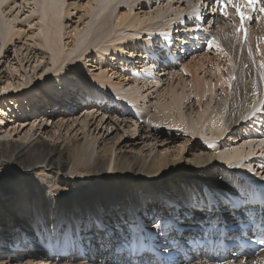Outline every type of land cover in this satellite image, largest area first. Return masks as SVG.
<instances>
[{"label": "bare ground", "instance_id": "bare-ground-1", "mask_svg": "<svg viewBox=\"0 0 264 264\" xmlns=\"http://www.w3.org/2000/svg\"><path fill=\"white\" fill-rule=\"evenodd\" d=\"M33 1H36L37 9L35 13L36 16L32 18L35 19L31 22L32 25L35 26V28H33L34 32L32 37L36 39L37 44L46 47L52 59H55L61 55L62 51L61 25L63 23L60 17H62L64 13L63 7L66 0ZM5 2L6 0H0V5ZM121 2L122 0H117L115 3H113L112 0H93L92 6L84 8L85 14L83 15L86 17L92 16V18L88 22H84V26L86 27H82L83 30L80 35L76 32L77 25H74L72 29L73 36L71 37L72 48L78 50L85 45V50L92 49L98 63L101 65V69L93 73L90 69L84 67L82 61H73L70 71L76 77L79 76L78 74H80L81 77L85 76L94 90L98 89L96 86H100L108 92V97L115 98L116 101L118 99L122 100L124 106H128L126 104L128 103L129 107L131 105L132 108L137 111H135L137 116L144 117L141 113L145 112V107L140 103H144L145 95H143L141 91L145 83L141 85L135 84L133 86L130 84L124 87L122 71H120V73L116 72L118 71L117 65L120 64L121 66L118 68H122L123 70H125V68L131 69L133 71V79L136 80L141 77H146L150 79L148 84H151V86L157 85L159 83L157 80L158 74L156 75L153 72L154 68L152 64L153 66L159 64L161 65L160 68L163 69L165 66H173V64L165 58L167 54L161 50L162 45H160V42L169 45L171 48L170 52H173L172 56L175 55L176 50H174L173 46L175 44L171 43L169 33H164L165 30L169 31L174 25V22L172 23L173 25L170 23L167 29L151 30L152 32H149L150 35L152 34L151 36H147L140 40L139 27L141 23L144 22L143 18L146 13L143 14L142 17L138 13L131 14L120 4ZM117 4L121 7H119L113 15L114 28L112 29V31H115L116 35L104 40L105 37L112 32L105 26V19L110 15L111 8L115 7ZM188 18L194 19V16L192 15V17L190 16ZM208 21L213 25L215 23L216 27H220L224 24V19L218 15L216 18H211ZM179 22H182V20ZM196 23H199L198 20ZM119 28L128 29L131 30V32L129 33V31H127V33L125 32V35H123L124 33L120 34V32H117L120 30ZM227 28L229 27L227 26ZM227 28L218 31V33L214 35V39L221 45V49L216 51V55L213 58L214 60H210L208 70L211 77L200 75V69L203 67L202 63L195 62L193 61L194 59L189 62L184 61L181 65L187 76L184 77L181 73L176 72L169 73L171 81H173L172 79L175 77L177 82L174 85L168 82L167 86L164 87L166 90L163 93L166 94L167 97L155 102V117L152 116V119L149 118L152 124L153 122L154 124L152 125L149 121V123H144L145 126H139V129L143 130L144 138L148 137L155 140L158 136L162 137L161 139L164 140H161V145H169V143L174 140L175 135H185L186 140L183 151L185 149L187 152L189 151L190 157L188 161L184 162L182 165H179L178 161L180 160L168 159V156L161 155L160 153L152 155L146 163V156L138 158L130 151L127 152V150H125L123 153H120V150L118 151L119 153H116L114 149L113 166L111 167L113 171L108 172L107 169L109 168L110 162L107 161L111 160L110 155L112 154V150H98L92 163L89 164L90 148L87 140L80 143L76 142V139H70L62 147L56 143L57 141L50 144L39 135L29 138L28 141L0 142V158L16 160L17 164H21L26 168L38 167V164L41 163L40 171L37 172L36 175L45 178L43 184H37L33 182L31 178L22 175L16 168H8L0 175V255L11 258V264H56L55 260L48 258L51 256V252L41 244L33 242L31 246H25L19 243L14 245L12 242L14 232H25L28 235L32 234L33 225L30 218V209L55 208L66 216L83 215L101 211L99 210L100 207L103 208L102 211L110 212L116 205L123 201L130 200L126 199L124 196L122 197L121 195L118 196L115 194L119 188L130 194L132 190L141 188L166 191L177 184H206L216 191L227 193L230 191V188L227 184L221 183L220 179L217 177L218 173L227 178L243 180L240 175L233 172L232 169L223 166L221 162H237L242 155V151H244V145L235 147L229 152L226 151L225 153L213 156L211 151L217 148L216 144L218 141L212 142L211 140L200 138L203 133H210L211 137L218 140L221 136L227 135L228 131L231 132V127L235 130L238 129L236 126L241 123H244L243 127L245 128V134L249 127V129H251L249 130V134L252 138H260L261 136L259 135L261 129L259 130L257 126L254 127L251 125L253 117L251 111L252 107L257 108V105H260L262 101L264 109V79L261 78L263 70L259 65L264 61V33L261 31L257 32L255 36L252 34L249 35L244 45H242L241 37L238 36L235 38V33L231 32V30H227ZM232 29H234V27H232ZM195 31L196 30H192L191 32L195 33ZM194 33L192 35H194ZM16 34H18V32L14 30L13 25H7L2 17H0V38L2 41L4 43L10 42ZM190 35V32H186L187 38ZM200 35H202L201 37L205 36L204 33ZM180 36H183V38H181L182 40L185 39L184 35H179V38ZM118 39L122 41H118ZM251 39L257 42V47L260 51L256 58L257 61H253L251 56V48L249 46V41ZM142 41L148 42L143 46L144 49L142 48L143 50L141 49V52L139 49L136 50L135 46L137 47L138 44L140 45ZM231 46L241 51L239 54L240 60L236 66L233 59L234 57L237 59V53H235V56L229 51ZM129 49H133L131 53L128 52ZM136 52H139L141 55L139 54L140 57L133 62H138L145 58V62L137 66L143 69H139L135 65L132 66L131 61L133 60V56L137 54ZM156 56L160 57L162 61H160L161 59H156ZM232 56L234 57L232 58ZM35 57L36 53L31 50L27 51L23 56L25 63L29 61L30 63L33 62ZM87 57H89V55ZM192 57L193 56H191V58ZM113 58L116 60L119 59V64L117 63L116 66L115 63H113ZM177 59L181 58L177 57ZM106 60H109L108 64L105 63ZM200 60L202 59L200 58L198 61ZM37 61L36 59V62ZM146 63H148V66H146ZM84 71H86V73H84ZM62 74L63 72H60V75ZM233 74H236V79L234 80H232L231 77ZM114 76H120V78L114 80V78H116ZM167 81L169 80L167 79ZM177 86L180 87L177 88ZM230 86L231 91L228 99L227 92ZM60 90L62 89H59V91ZM218 90L219 94H221V99L216 98ZM93 92L90 90L87 92L86 90L84 94L89 93L88 97L93 96V99L101 101L104 100V97L106 98L104 91H100L101 93L99 92L96 94L97 96L94 95ZM190 102H192V105H190ZM98 109H94L95 111L93 113L97 114L96 112ZM93 113L90 115H93ZM245 113H247L246 117ZM192 114L193 116H191ZM256 115L257 118H255L256 116L253 118L258 120V122H264V113L259 112ZM87 125L90 126V122H88ZM157 125L160 127H157ZM252 131H254V133ZM111 133L112 131L107 134ZM241 134L242 133L236 134V136L234 134V136L231 137L236 141L240 140L242 137L243 139L246 138L250 140L247 138L248 135L244 136V134ZM187 142H190L189 145L187 144L188 147H186ZM251 142L246 143L245 146L251 147ZM223 145L227 146L226 141L222 146ZM68 162L71 163L72 171L69 172V175H66L65 169ZM46 167L55 174L53 177L54 180L51 179L52 175H50L51 177L48 175L50 174L49 172H45L44 169ZM53 169L62 171L64 175H57ZM81 171L84 172L81 173ZM158 174L159 178L153 179ZM77 179L79 181H75ZM123 179H126L125 181L127 183L124 184ZM149 179H153V181L148 182ZM253 185L259 187L258 185ZM49 187L62 189L56 199L51 202L46 199V193ZM224 215L226 222L233 219V217L229 216L227 213ZM199 219L200 218L197 217V221ZM187 223L188 222H185L180 226L183 232H186ZM189 223L190 225L193 224L192 227H197L198 224L196 221ZM235 223L236 221L231 223V230L233 232L237 230ZM109 226H111V224ZM79 254L83 255V250ZM89 254L94 255L95 249H91ZM197 255L199 256L198 260H194L196 258L191 257V255L183 256L185 264H241L243 259L247 264H264V251L259 252L256 257L250 260L242 256H239V259H235L234 256H232L233 253L231 255V251L223 261L214 260L210 257L208 258L204 256V253L192 254V256ZM65 264H68V262H65ZM77 264H84V261H78Z\"/></svg>", "mask_w": 264, "mask_h": 264}, {"label": "rangeland", "instance_id": "rangeland-1", "mask_svg": "<svg viewBox=\"0 0 264 264\" xmlns=\"http://www.w3.org/2000/svg\"><path fill=\"white\" fill-rule=\"evenodd\" d=\"M112 1L113 3H115V1L117 0ZM208 2V0H122V2L120 3L125 7V10H127L131 14L138 13L142 17V15L146 13L145 17L143 18L144 22L141 23L139 27L140 40L144 39L147 36H151L152 34L150 35L149 32H152L155 29H167L168 25L174 22V25L172 24L173 26L169 29V31L165 30L164 33H169L171 43L175 44L174 50H176L178 54H175L176 58L180 56V58L182 59H177L175 62L169 61L173 64V66H165L164 69L160 68L161 65L159 64L154 66L152 64V67L154 68L153 72L156 75L158 74L157 80L159 81V83L157 85L151 86V84H148L150 79L141 77L140 79L135 80L133 79V71L131 69L125 68V70H123L122 68H118L121 66L118 63L119 59L116 60L113 58V63H115V66L117 63L119 64L117 65L118 71L116 72L120 73V71H122V77L124 78V87H127L130 84L133 86L135 84L141 85L145 83V86L141 91L142 94L145 95L144 103H140L144 105L145 112L141 113L144 115V117H139L135 113L136 110L132 108L131 105V108L129 107L128 103H126L128 106H124L122 100L118 99L119 101L117 100V102L115 98L108 97V92L102 89L100 86H96L98 89L95 88L99 91L94 90L93 87H91V84L86 80L87 78L85 76L84 78L81 77L80 74H78L79 76L76 77L70 71L73 61H82L84 67H87V69H90L93 73H95L96 71L98 72L101 69V65L98 63V60L95 57V53L92 52V49L85 50L84 45L83 48L75 50L72 48L71 40V37L73 36L72 29L74 28V25H77L76 32L78 33V35H80L83 30L82 27L85 24L84 22H88L92 18V16L86 17L83 14H85L84 8L92 6L93 0L65 1L63 7L64 13L62 14V17H60L63 23L61 25V44H63L61 47L62 51L61 55L56 57L55 59H52V57L50 56V52L46 47H42L37 44L36 39L32 37V34L34 32L33 28H35V26H33L31 22L35 19L32 18L36 16V1L6 0L4 4L0 5V17H2L7 25H13L14 30L17 31L18 34L14 35L12 41L10 42L4 43L0 38V142L28 141L29 138L39 135L40 137H42V139L46 140V142L50 144L54 141H57L56 143H58V145L62 147L70 139H76V142L80 143H83L85 140H87L89 142L90 148V158L88 159L89 164L92 163L93 158L98 150H112V154L110 155L111 160L107 161L110 162L109 168L113 166L112 162L114 149L116 150V153H119L118 151L120 150V153H123V151L125 150H127V152L130 151L138 158H140L141 156H146V163L152 155L158 153L168 156V159H174L176 161L180 160L178 161L179 165H182L184 162L188 161L190 157L189 151L187 152L186 149L183 151V146L186 140L185 135H175L176 138L174 137V140L170 142L172 144L169 143V145H161V140H164L161 139L162 137L158 136V138L155 140L148 137L144 138L143 130H140L139 126H145L144 123H149V121L152 124V121L149 120V118H151L152 116L155 117V102L159 99L167 97V95L163 93L166 90L164 87L167 86L168 82L172 85L176 84L177 79L174 77L172 79L173 81H171L169 73L176 72L181 73L184 77L187 76V74L183 71L181 65L184 61L189 62L194 59L193 61L202 63L203 67L200 69V75L211 77L208 70V67L210 66V60H214L213 58L216 55V51H218V49H221V45L214 39V35L217 34L218 31L226 29L227 26L231 28H227V30H231V32L233 33L235 32L234 29H232V27H230L229 25H226V23L222 24V26L220 27H216L215 23L214 25L209 23L208 20H210L211 18H216L217 15H215L213 11H210ZM119 7H121L119 6V4L115 5V7L113 8H111L110 6V8L112 9L111 13L105 19V26L108 27V30L112 31V29L114 28L113 15ZM192 15L194 16V19H189L188 17H192ZM181 20L182 22H179ZM184 20H190L191 23L187 24L188 27L181 25L183 24ZM197 20L199 23H196ZM29 24H31L32 27H29ZM85 27L86 26H84V28ZM194 27H197L196 30L198 31L196 32L199 33L197 38L195 37V34L192 35L194 32H191L192 28L195 29ZM260 30L264 32L263 29ZM127 31H129V33L131 32V30H125L124 28L118 30L117 32H120V34L124 33L123 35H125V32L127 33ZM186 32H190L191 34L190 36H188V38L186 36ZM206 32L209 35H213L211 46L212 50L207 53L198 47H195L194 49V46L197 45L196 42L193 43V45H191L190 43L191 40L194 41L196 39L198 40L197 42H199V39L202 38V35L200 34L204 33V35H207ZM257 32L260 31L252 30L248 34V37L251 34L255 36ZM114 35H116V33L115 31H112L105 37L104 40H107ZM179 35H184L185 39L182 40L181 38L183 36H180L179 38ZM181 40L182 42H180ZM118 41L122 40L118 39ZM147 42L148 41H142L140 45H137L138 48L135 46V49H144L143 46ZM255 42L256 41L252 39L249 41L253 61H257L256 58L260 53V51L257 50V42ZM179 43L180 45H183L182 48H180ZM242 45H244V43H242ZM178 48L179 50H177ZM29 50L36 53V57L34 58L33 62L30 63L29 61L25 63L23 56ZM132 50L133 49H129L128 52L131 53ZM229 51L233 55L237 53V59L232 56V58L234 57L233 61L235 62L236 66L240 60L239 54L241 51H238L234 46H231ZM136 53L137 54L133 56V60L131 62L132 66L135 65L137 67L140 66V64L142 65V62H145V58H143L141 61L133 62L141 55L139 52ZM88 55L89 57H87ZM165 56V58L168 60V55ZM191 56L193 57L191 58ZM200 58L202 60L198 61ZM36 59L38 60L37 62ZM108 61L106 60L105 63L108 64ZM160 61H162V59ZM147 64L148 63H146V66H148ZM137 68L143 69L142 67ZM262 70L264 72V69ZM60 72H63V74L60 75ZM84 73H86V71H84ZM119 78L120 76H117L116 78H114V80ZM167 79L169 81H167ZM179 87L180 86H177V88ZM59 89H62L63 91H59ZM86 90L87 92L88 90L92 92L94 91V95L98 94L100 91H104L106 98L104 97V100L102 101L93 99V96L88 97L89 93H86L87 95L84 94ZM230 91L231 86L227 92L228 99L230 97ZM216 98L221 99L219 90ZM262 103L260 105H257V108H253L251 106L252 113H250L253 117L256 116L255 118H257L256 114L259 112L264 113ZM190 105H192V102H190ZM94 109H98L96 112L97 114L93 113L95 111ZM92 113L93 115H90ZM247 113H245V117ZM191 116H193V114ZM253 117L252 124H250L254 127L257 126L259 130H262L259 131V135H261L260 138H252L249 134V130H251L249 129V127L247 128L245 134V128L243 127L244 123L236 126L238 127V129L236 130L232 129L233 127H231L230 129L232 131H228V133L226 132L227 135L225 134L221 136V138H219L218 140L211 137L210 133H203L200 138H205L206 140H211L212 142L218 141L216 144L217 148L212 149L211 151V154L213 156L220 153H225L226 151L229 152L235 147H241L242 145H244V151H242L241 157L237 160V162L239 163H237L236 161H231L232 163L222 161L221 164L229 169H232L233 172L240 175L243 180L247 181L248 183L259 186L260 184L257 183L259 182V180L255 173H259V175L264 176V122H258V120ZM88 122H90V126L87 125ZM111 131V134H107ZM252 132L254 133V131ZM239 133H242L241 135L244 134V136L248 135L247 138H249L250 140L246 138L243 139V137L238 141L234 140V138H232L234 134L236 136V134ZM225 141L227 143V146H222ZM190 142L186 143V147H188ZM248 142H251V147H248L247 145V147L245 146V144ZM40 165L41 163L38 164L39 169L41 167ZM71 169V163L68 162L65 169L66 175H69V172L72 171ZM53 170L59 176L64 175L60 170ZM47 172L50 173L48 174L49 176L52 175V177H50L54 180L53 177L55 174L52 173V170H49ZM83 172L84 171H81V173ZM220 176V173H218L217 177ZM125 180L126 179H123L124 184L127 183ZM75 181L79 180L77 179ZM115 194H117L118 196L121 195L122 197L124 196L126 199H131V195L125 190H121L120 188L118 191H116ZM102 209L103 208L100 207L99 210L102 211ZM232 222L233 220L230 221V223ZM192 225L193 224L190 225V223L188 222L186 225V231L188 229H192ZM191 257L196 258L194 260H198L199 256L191 255ZM242 261H244V259Z\"/></svg>", "mask_w": 264, "mask_h": 264}, {"label": "snow or ice", "instance_id": "snow-or-ice-1", "mask_svg": "<svg viewBox=\"0 0 264 264\" xmlns=\"http://www.w3.org/2000/svg\"><path fill=\"white\" fill-rule=\"evenodd\" d=\"M214 2L225 16L226 7L235 9L240 20L237 31L244 28L246 20L252 19L251 13L258 11L264 14L261 0ZM212 3L213 0H209V4ZM256 19L259 20L260 16ZM28 26L32 27L31 24ZM207 45L211 47L212 40H208ZM260 67L264 69V61ZM261 78L264 79V72ZM8 168H16L37 184L44 183L45 178L36 175L40 171L38 167L26 168L16 160L0 158V175ZM44 170L50 169L46 167ZM107 171L112 172L113 169L108 168ZM255 175L260 187L245 180L218 177L221 183L229 186L227 193L206 184H177L166 191L150 188L132 190L131 199L116 205L110 212L66 216L55 208L30 209L32 234L14 232L12 242L25 246L39 243L51 252L48 258L55 260L56 264H77L78 261H84V264H185L182 246L214 247L231 243L242 247L257 235L258 245H264V176ZM158 178L159 174L153 179ZM61 191L49 187L46 199L54 201ZM225 213L234 220L237 215L241 217L236 220L235 232L226 222ZM197 217L200 218L198 221ZM193 221L198 223L199 232L185 234L180 226ZM93 248L95 254L90 255ZM82 250L84 254L80 255ZM234 258L239 259V256ZM0 264H11V258L0 255ZM241 264L247 262L241 261Z\"/></svg>", "mask_w": 264, "mask_h": 264}]
</instances>
